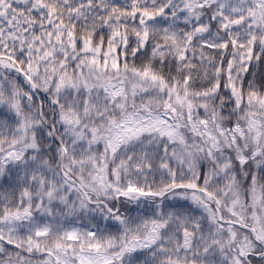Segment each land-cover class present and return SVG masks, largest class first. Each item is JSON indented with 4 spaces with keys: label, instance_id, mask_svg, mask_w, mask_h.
Here are the masks:
<instances>
[{
    "label": "snow or ice",
    "instance_id": "6c2138e0",
    "mask_svg": "<svg viewBox=\"0 0 264 264\" xmlns=\"http://www.w3.org/2000/svg\"><path fill=\"white\" fill-rule=\"evenodd\" d=\"M0 264H264V0H0Z\"/></svg>",
    "mask_w": 264,
    "mask_h": 264
}]
</instances>
